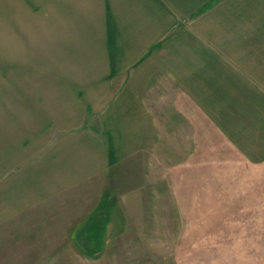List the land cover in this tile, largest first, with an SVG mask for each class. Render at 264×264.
Here are the masks:
<instances>
[{
    "label": "crops",
    "instance_id": "1",
    "mask_svg": "<svg viewBox=\"0 0 264 264\" xmlns=\"http://www.w3.org/2000/svg\"><path fill=\"white\" fill-rule=\"evenodd\" d=\"M26 54L66 56L67 90L1 113L0 264H165L219 147L264 162V0H0L4 70Z\"/></svg>",
    "mask_w": 264,
    "mask_h": 264
},
{
    "label": "rangeland",
    "instance_id": "2",
    "mask_svg": "<svg viewBox=\"0 0 264 264\" xmlns=\"http://www.w3.org/2000/svg\"><path fill=\"white\" fill-rule=\"evenodd\" d=\"M44 51L43 49L42 52ZM26 55L19 57L17 62H11L12 67L18 65L16 68L27 69L24 75L19 73L20 71L8 73L4 69L11 67L0 57V124L3 117L1 113L8 114L14 106L18 107V104L14 103V100L18 101V96L23 100V95L17 94L18 90L22 91L21 88L18 89L22 80H25L27 87L26 99L35 95L31 86L37 85L38 96L45 106L56 100L59 91L67 90L60 86L67 84L66 56ZM6 58L4 57L5 61ZM22 105L24 103L20 107ZM7 123L8 121L6 127ZM217 156L218 160H230L231 163L219 164L215 170L217 178L214 177L213 170L211 175L203 171L202 185L194 186L201 207L195 209L196 214L177 217L182 218L186 224L187 235L190 234L191 238L196 240L199 236L201 240H185V246H174L177 241L183 243L178 237L184 233L174 232L173 228L165 223V248L150 249L152 255L165 256V264H193L197 258L202 262L200 264H264V162L259 165L246 164L225 146L219 147ZM185 170V176L189 177L190 170ZM154 219L157 221L158 217L155 215ZM162 220L171 222L176 220V217L163 216ZM158 226L162 228V225ZM190 230L195 231L189 232ZM192 244L194 246H191ZM83 251L84 249L80 248H73L72 251L63 249L60 252L64 253L63 264H87L89 257L83 255ZM48 254L49 249L43 247L42 256ZM71 256L73 262L68 261Z\"/></svg>",
    "mask_w": 264,
    "mask_h": 264
}]
</instances>
